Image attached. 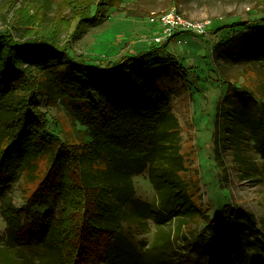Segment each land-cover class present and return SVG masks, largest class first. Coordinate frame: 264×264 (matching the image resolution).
<instances>
[{
	"label": "trees",
	"instance_id": "16d2710c",
	"mask_svg": "<svg viewBox=\"0 0 264 264\" xmlns=\"http://www.w3.org/2000/svg\"><path fill=\"white\" fill-rule=\"evenodd\" d=\"M69 1L73 18L90 25L115 6ZM223 29L229 35L214 42L210 56L242 63L261 80L258 92L225 81L212 158L225 174L222 155L230 153L236 174L249 179L260 170L251 169L246 152L264 168V76L256 71L264 67V15L213 28L217 35ZM178 32L102 65L43 31L21 40L0 33V109H7L0 119V264H264V215L223 209L227 204L208 214L180 177L175 90L158 85L155 74L172 85L181 77L165 50ZM37 96L57 102L78 125L75 140L49 131ZM41 160L46 168L23 206L12 204L13 185L21 175L33 182ZM141 174L153 187L149 201L134 196L133 177Z\"/></svg>",
	"mask_w": 264,
	"mask_h": 264
},
{
	"label": "rangeland",
	"instance_id": "374dc122",
	"mask_svg": "<svg viewBox=\"0 0 264 264\" xmlns=\"http://www.w3.org/2000/svg\"><path fill=\"white\" fill-rule=\"evenodd\" d=\"M73 4V1L66 3L65 0H0V33L9 30L15 40H21L34 30L43 31L58 47L69 43L66 50L69 49L71 54L79 55L91 64L102 65L124 53L133 54L153 44L160 28L151 23L149 17L170 6L186 19L207 23L204 34L179 31L165 46L181 65L182 75L173 85L163 80L165 75L159 69L155 70L157 84L175 90L171 107L178 124V151L185 166L180 177L196 203L208 214L221 211L227 204L223 209L243 210L257 218L264 215V168L259 157L245 151L248 162L251 159V169L260 170L253 172L249 179H241L236 174L230 153L222 155L226 161L225 174L212 158L213 124L218 118L220 106L217 105L222 99L225 81L246 85L258 92L261 77L242 63L225 64L210 56L214 42L229 35L227 29L217 35L213 28L238 16L264 15V0H115V6L107 5L105 17L95 25L77 22L72 16ZM256 71L264 76V67L259 66ZM35 73L32 69V74ZM37 98L42 116L48 120L49 131L58 137L62 135L67 140H75L78 125L71 126L57 102L46 99L42 102L44 96ZM5 110V107L0 109L1 120L6 115ZM38 166L41 170L33 182H25V176L21 175L20 183L13 185L9 192L12 204L24 203L34 189L46 168L43 160ZM144 174L133 177L134 196L149 201L155 194ZM2 205L0 200V235L5 230ZM149 225L152 227V223ZM196 231L194 228L193 233ZM149 234L144 237H150Z\"/></svg>",
	"mask_w": 264,
	"mask_h": 264
},
{
	"label": "built area",
	"instance_id": "2783aa9c",
	"mask_svg": "<svg viewBox=\"0 0 264 264\" xmlns=\"http://www.w3.org/2000/svg\"><path fill=\"white\" fill-rule=\"evenodd\" d=\"M149 21L160 28L158 35L154 38V43L162 41L176 31L186 30L196 35H202L205 33L207 25L204 21H191L184 18L174 6L168 7L157 15L152 14L149 17Z\"/></svg>",
	"mask_w": 264,
	"mask_h": 264
}]
</instances>
